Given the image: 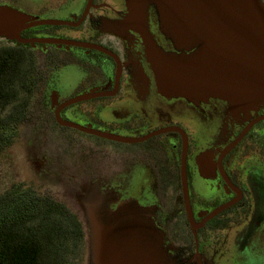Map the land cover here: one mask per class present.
<instances>
[{
	"label": "flooded vegetation",
	"instance_id": "obj_1",
	"mask_svg": "<svg viewBox=\"0 0 264 264\" xmlns=\"http://www.w3.org/2000/svg\"><path fill=\"white\" fill-rule=\"evenodd\" d=\"M0 7L64 23L21 34L57 43L0 42L35 60L40 83L19 129L46 149L41 170L67 201L83 209L80 199L95 197L113 215L132 208L164 264H264V106L242 113L219 99L161 94L144 41L126 24L125 0H0ZM156 26L152 10L157 34Z\"/></svg>",
	"mask_w": 264,
	"mask_h": 264
},
{
	"label": "water",
	"instance_id": "obj_2",
	"mask_svg": "<svg viewBox=\"0 0 264 264\" xmlns=\"http://www.w3.org/2000/svg\"><path fill=\"white\" fill-rule=\"evenodd\" d=\"M128 28L144 41L159 92L190 102L219 99L247 113L264 106V0H125ZM157 20L152 32L151 11ZM10 7H0V39L29 43L21 34L55 26ZM79 45L76 42H63ZM105 139L138 142L109 133ZM82 209L87 225L89 264H164L148 228L138 229L134 210L116 215L93 197Z\"/></svg>",
	"mask_w": 264,
	"mask_h": 264
},
{
	"label": "trees",
	"instance_id": "obj_3",
	"mask_svg": "<svg viewBox=\"0 0 264 264\" xmlns=\"http://www.w3.org/2000/svg\"><path fill=\"white\" fill-rule=\"evenodd\" d=\"M24 47L0 48V156L17 142L40 81ZM83 223L68 205L25 183L0 194V264H75L86 246Z\"/></svg>",
	"mask_w": 264,
	"mask_h": 264
},
{
	"label": "rangeland",
	"instance_id": "obj_4",
	"mask_svg": "<svg viewBox=\"0 0 264 264\" xmlns=\"http://www.w3.org/2000/svg\"><path fill=\"white\" fill-rule=\"evenodd\" d=\"M25 13H31L29 9H24ZM1 47H9L4 41L0 42ZM37 57V63L39 67H42L41 52L35 53ZM27 128L19 129V136L17 142L13 147L4 155L0 156V194L4 193L11 185L16 183H25L29 186L35 187L41 193L51 195L55 199L65 203L72 210H78L82 221L85 223L83 211L79 208V205L70 198L68 201L62 194L63 189L58 187L56 181H52L46 177L41 170L44 167L45 150L40 148V144H36L34 141H30L27 134ZM53 143V142H51ZM38 145V146H37ZM37 146V147H36ZM35 147V148H32ZM52 149H56V144L51 145ZM33 157V159H31ZM62 191V192H61ZM86 204L82 198L79 202ZM80 209V210H79ZM86 229L87 225L85 223ZM75 264H89V247L86 245L81 251V254Z\"/></svg>",
	"mask_w": 264,
	"mask_h": 264
}]
</instances>
